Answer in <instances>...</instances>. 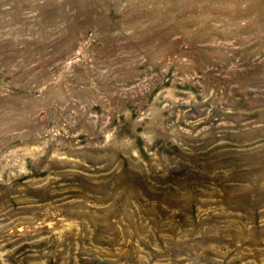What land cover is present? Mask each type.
<instances>
[{"label": "rangeland", "instance_id": "374dc122", "mask_svg": "<svg viewBox=\"0 0 264 264\" xmlns=\"http://www.w3.org/2000/svg\"><path fill=\"white\" fill-rule=\"evenodd\" d=\"M0 264H264V0H0Z\"/></svg>", "mask_w": 264, "mask_h": 264}]
</instances>
